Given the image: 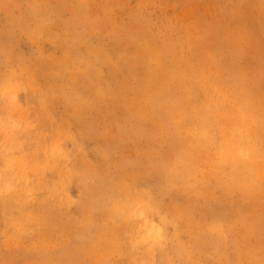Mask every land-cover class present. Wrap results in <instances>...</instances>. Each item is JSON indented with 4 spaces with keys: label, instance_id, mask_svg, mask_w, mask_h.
Wrapping results in <instances>:
<instances>
[{
    "label": "rangeland",
    "instance_id": "rangeland-1",
    "mask_svg": "<svg viewBox=\"0 0 264 264\" xmlns=\"http://www.w3.org/2000/svg\"><path fill=\"white\" fill-rule=\"evenodd\" d=\"M0 264H264V0H0Z\"/></svg>",
    "mask_w": 264,
    "mask_h": 264
}]
</instances>
